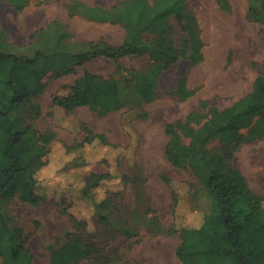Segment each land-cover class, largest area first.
Segmentation results:
<instances>
[{"label":"trees","instance_id":"1","mask_svg":"<svg viewBox=\"0 0 264 264\" xmlns=\"http://www.w3.org/2000/svg\"><path fill=\"white\" fill-rule=\"evenodd\" d=\"M8 1L17 4L18 10L27 3V0ZM217 1L220 8L230 11L228 0ZM249 15L256 16L253 10H249ZM169 16H174L186 34L180 48L166 37ZM105 19L125 28L122 44L114 47L102 40L91 41L77 55V64L101 56L116 63L127 56L148 55L151 72L157 76L179 59L188 60L191 65L203 60L198 24L187 11L186 0H154L153 6L148 0H125L111 9L110 18L100 20ZM146 33L150 39L144 37ZM52 49L57 59L61 52H56L64 48L54 45ZM37 56L0 53V201L16 198L32 207L62 208V213L81 230L80 235L70 234L63 246L51 250L50 264H78L99 254L95 240L105 243L120 236L132 239L138 236L140 226L153 234L163 233L165 229L160 221L149 216L144 197L146 179L136 162L131 164L129 174H121L119 182L130 185L135 211L138 212L137 208L143 204L146 206L133 224L124 222L111 196L97 199L103 182L113 178L110 173L86 174L79 186L69 184L92 208L94 230L88 228L86 219L72 212L73 203L70 197L64 196V191L56 193L53 190L49 195L47 183L37 175L49 163L52 144L57 141L56 134L38 132L28 124L14 129L13 121H20L11 118L18 105L29 107L31 119L40 116L38 108H31L34 99L45 91L42 74L37 68L40 66L35 64ZM185 84L183 78L176 90L183 100L192 95ZM135 87L141 94L149 90V86L143 83H136ZM52 105L65 114L62 119L75 128L73 132H85L79 145L65 147V152L71 154L74 161H79V151L83 147L97 143L108 145V142L104 135L94 134L68 115L83 106L99 115L122 108L118 82L112 77H97L88 72L74 82L67 95L54 97ZM199 107L202 112H190L184 120L165 126L169 138L164 149L166 160L175 169L189 171L199 183L191 197L192 210L199 222L184 224L177 216V225L171 228L180 239L175 255L181 264H264V198L249 187L245 177L232 165L235 150L243 142L264 137V74L254 79L249 93L229 106L219 108L201 101ZM129 115L123 117L125 123L129 122ZM131 116L138 119L145 118L146 114L133 111ZM24 120L26 116L21 122ZM244 130H248L247 135ZM215 143L219 144V150L214 147ZM166 183L172 187L171 181L166 180ZM120 193L118 191L115 195ZM172 193L176 213L181 199L177 191ZM3 205L0 203L1 264H33L27 248L30 236L13 224L11 217L2 210Z\"/></svg>","mask_w":264,"mask_h":264},{"label":"rangeland","instance_id":"2","mask_svg":"<svg viewBox=\"0 0 264 264\" xmlns=\"http://www.w3.org/2000/svg\"><path fill=\"white\" fill-rule=\"evenodd\" d=\"M29 1L43 6L54 2L65 6L71 1L77 2L79 6L88 2L114 8L125 0ZM148 1L153 6L154 0ZM228 2L230 11L220 8L217 0H186L187 11L197 21L203 44V60L200 63L191 65L188 60L179 59L155 76L151 72L148 55L127 56L116 63L102 56L83 61L82 64H77L74 74L62 78V82L68 83L64 84L65 86L59 85L61 81H54L51 76L47 79L44 84L45 93L34 99L31 104L32 109L40 110V116L31 119L29 107L22 106L26 120L20 123L12 122L14 129L28 124L38 132L52 131L56 134L57 141L52 144L49 163L37 177L45 180L49 195L53 190L56 193L64 191V196L70 197L73 203L72 212L86 219L90 230L95 228L92 208L75 189L69 187V184L79 186L82 176L86 174H112L113 178L104 181L100 186L97 199H102L105 195L111 196L124 222L133 224L134 219L145 211L146 206L143 204L137 208L138 212L135 211V199L130 185L125 186L119 182L122 173L129 174L133 162H136L144 173V197L149 216L156 217L165 231L153 234L144 226H140L138 236L132 239L120 236L105 243L95 240L99 254L92 255L78 264H181L175 255L180 243L179 235L172 232L171 228L174 224L177 225V216L184 224L193 225L199 222L198 216L192 210L194 203L191 198L199 183L189 171L175 169L166 160L164 149L169 138L165 134V126L177 120H184L190 112H202L199 107L201 101L219 108L229 106L249 93L254 79L264 74V0ZM249 10H253L256 16L249 15ZM62 13L60 10V14ZM208 19L219 22L230 38L214 53L209 51L212 40ZM106 23V19L95 20L81 13L69 16V28L74 34V39L80 43L77 48L82 51L87 48L89 42L100 40L116 47L122 41L125 28L122 27L124 29L119 32L118 27L107 26ZM100 36L104 37L99 38ZM144 37L151 38L148 33L144 34ZM166 37L176 48H180L182 40L186 37L174 16H169L166 21ZM212 58L218 62L217 71L222 79L217 87L208 90L207 83L200 79L199 74L209 70ZM44 67L45 65L42 68ZM37 68L44 79L47 73L40 67ZM85 72L97 77L114 78L118 82L122 108L116 112L99 115L97 111L83 106L68 115L72 121L80 126L82 124L94 134L104 135L108 142V145L97 143L83 147L79 151V161H74L72 155L65 152V147L79 145L85 137V132H73L75 128L70 126L69 121L62 119L65 114L52 105V100L54 97L67 95L73 77H80ZM183 78L186 80V89L192 92L185 100L176 94ZM136 83L149 86L148 92L139 93L135 87ZM166 109H170L173 114L167 118L161 117L160 111ZM133 111L145 113L146 117L134 119L131 116ZM127 114H130L129 122L125 123L123 117ZM243 133L247 135L248 130ZM214 147L220 149L218 143H215ZM232 165L245 177L249 187L264 198V137L243 142L235 150ZM166 180L171 181L172 187ZM173 190L178 192L181 199L176 213ZM118 191L121 195H115ZM0 203H4L1 208L11 217L13 224L23 228L30 236L27 248L32 254L33 264H50L51 250L63 246L70 234L82 233L71 219L62 213V208L48 205L32 207L16 198ZM152 255L155 258H151Z\"/></svg>","mask_w":264,"mask_h":264},{"label":"crops","instance_id":"3","mask_svg":"<svg viewBox=\"0 0 264 264\" xmlns=\"http://www.w3.org/2000/svg\"><path fill=\"white\" fill-rule=\"evenodd\" d=\"M46 5H35L27 0V3L18 10L17 4L8 0H0V53H14L31 58L38 54L35 64L47 73L41 82L46 84L47 79L51 76L54 81H61L59 85L65 86L64 84L68 83L62 82V78L76 72L77 55L82 52L77 48L80 43L76 38L74 39V34L69 28V16L81 13L96 20L110 18L112 6L93 5L88 2H83L78 6L74 1L65 6L56 2ZM80 6L82 7L80 8ZM60 10L63 12L62 14H60ZM106 25L118 27L119 32L124 29L122 25L112 24L110 21ZM123 31L122 41L117 46H120L124 40L126 31L125 29ZM102 37L104 36L99 38ZM54 45L64 48L56 52H61V56L57 59L55 51L52 49ZM50 47L52 50H48ZM43 65H45L44 68H42ZM57 74L59 76L55 77ZM82 76L73 77L69 86H72ZM23 111L21 105L16 106L11 113V118H16L21 122L22 119H25Z\"/></svg>","mask_w":264,"mask_h":264},{"label":"bare ground","instance_id":"4","mask_svg":"<svg viewBox=\"0 0 264 264\" xmlns=\"http://www.w3.org/2000/svg\"><path fill=\"white\" fill-rule=\"evenodd\" d=\"M207 24L209 26V35L211 37V47L209 49V51L211 53H214L215 51H217V49L223 47L229 40L230 38L227 37L229 35H227L225 33V28L219 23L216 22L215 20L212 19H208ZM241 39V38H240ZM245 39V38H244ZM240 41V40H239ZM242 41V40H241ZM246 42V41H245ZM254 42V41H253ZM239 44V43H238ZM246 45V44H245ZM243 46V45H242ZM253 46V45H252ZM255 49V47H253ZM260 50V48H259ZM217 54V53H216ZM208 60V59H207ZM220 61V60H219ZM204 64V63H203ZM209 70L207 72H202L201 74H199L200 79L207 83V89L211 90L215 87L218 86L219 82H221V76L219 77V73L217 71V66H218V62L215 58H212L209 62ZM199 71V70H198ZM202 71V70H201ZM200 79H197L198 81ZM195 85V84H194ZM208 92V91H207ZM204 94V93H203ZM181 105V104H180ZM188 105V104H187ZM185 106V105H184ZM182 108V107H181ZM184 108H182L183 110ZM179 111V110H178ZM184 111V110H183ZM161 117H169L170 115L173 114V112L170 109H166V110H161ZM175 116V115H174ZM151 258H155L153 255L151 256Z\"/></svg>","mask_w":264,"mask_h":264}]
</instances>
